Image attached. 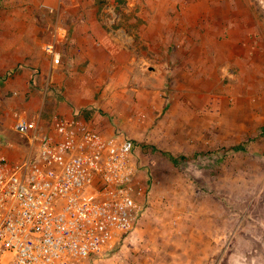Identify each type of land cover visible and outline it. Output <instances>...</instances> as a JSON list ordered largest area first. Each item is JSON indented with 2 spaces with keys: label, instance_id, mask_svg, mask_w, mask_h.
Masks as SVG:
<instances>
[{
  "label": "rangeland",
  "instance_id": "rangeland-1",
  "mask_svg": "<svg viewBox=\"0 0 264 264\" xmlns=\"http://www.w3.org/2000/svg\"><path fill=\"white\" fill-rule=\"evenodd\" d=\"M214 1L213 33L199 37L208 50L198 53L191 82L165 84L150 122L123 130L105 111L78 109L96 126L103 125L95 117L107 116L110 131L101 133L133 141L146 187L130 238L94 264H264V0ZM53 2L0 0V139L10 151L25 146L13 163L29 154L15 115L43 124L60 102L69 105L52 78L65 71L68 36L54 43L56 65L46 48L52 28L69 31ZM21 68L35 81L10 86L9 74ZM110 76L100 74L99 86Z\"/></svg>",
  "mask_w": 264,
  "mask_h": 264
},
{
  "label": "built area",
  "instance_id": "built-area-1",
  "mask_svg": "<svg viewBox=\"0 0 264 264\" xmlns=\"http://www.w3.org/2000/svg\"><path fill=\"white\" fill-rule=\"evenodd\" d=\"M51 33L56 65L54 43L66 29ZM15 116L29 154L11 162L0 139V264H94L121 247L146 192L133 141L104 135L76 113L54 114L43 129L38 118Z\"/></svg>",
  "mask_w": 264,
  "mask_h": 264
},
{
  "label": "crops",
  "instance_id": "crops-1",
  "mask_svg": "<svg viewBox=\"0 0 264 264\" xmlns=\"http://www.w3.org/2000/svg\"><path fill=\"white\" fill-rule=\"evenodd\" d=\"M41 1L54 3L53 0ZM56 2L61 7V15L69 31L68 35L67 32L65 34V38L68 36L64 51L67 61L65 71L62 75H52V78L57 85L64 87L69 105L60 102L52 115L71 116L76 113L85 121L78 109L84 115L88 106H94L101 112L105 111L123 130L126 125L134 127L152 120L154 112L162 108L164 92L161 89L165 84L178 88L183 82H191L192 76L188 74L194 73L192 69L197 66L195 59L198 53L209 48L207 44H200L199 37L210 38L220 9L214 0ZM153 59L159 62L155 61L152 65ZM42 73H45L44 69L41 76ZM102 73L111 75L104 87L98 84L101 83L99 76ZM31 74L32 71L27 68L14 71L7 78L8 84L15 88L26 87L27 78L35 81ZM169 74L171 80L168 81ZM39 78L37 76V82ZM105 90L109 92L105 93ZM96 114L93 116L100 115ZM52 115L43 124L39 121L41 129ZM105 117L93 118L103 126L86 122L100 133L102 129L109 132ZM24 147L12 145L10 151L3 145V150L10 160H14L11 154L20 156Z\"/></svg>",
  "mask_w": 264,
  "mask_h": 264
}]
</instances>
